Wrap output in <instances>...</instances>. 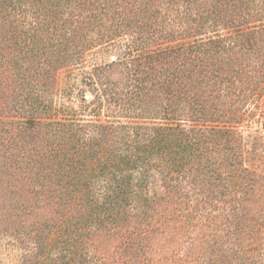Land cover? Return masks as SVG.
Returning a JSON list of instances; mask_svg holds the SVG:
<instances>
[{
	"label": "trees",
	"instance_id": "16d2710c",
	"mask_svg": "<svg viewBox=\"0 0 264 264\" xmlns=\"http://www.w3.org/2000/svg\"><path fill=\"white\" fill-rule=\"evenodd\" d=\"M231 1L0 0V229L17 240L12 245L51 225L50 243L62 245L66 264H104L93 237L110 226L121 239L120 258L133 263L143 254L134 255L136 248L167 235L189 243L182 264H264V148L245 147L237 125L176 122L177 54L231 42L200 37L234 15L212 19ZM245 16L264 31V0ZM120 44L138 67L137 80L163 95V124L116 115L90 122L77 117L87 111L72 108L50 111L62 119L46 121L37 103L17 101L23 83L58 79L62 60L78 67ZM236 46L233 40L229 48ZM35 90L44 92L33 87L28 96ZM38 243L41 254L51 249ZM51 258L45 264L58 263Z\"/></svg>",
	"mask_w": 264,
	"mask_h": 264
},
{
	"label": "rangeland",
	"instance_id": "374dc122",
	"mask_svg": "<svg viewBox=\"0 0 264 264\" xmlns=\"http://www.w3.org/2000/svg\"><path fill=\"white\" fill-rule=\"evenodd\" d=\"M259 1H231L227 11L212 19H219L227 12L235 16L226 18L227 22L215 27L216 30L207 28V33L200 35L206 38L210 35H227L231 37V42L224 41L219 45L207 42L188 51L181 50L174 66L178 73L175 105L179 115L176 116V122L186 127L204 124L225 128L237 125L242 131L241 141L245 147L261 150L264 148V120L261 118L264 114V88L259 93L257 89L264 82V31L256 32L259 20L245 16L252 4ZM185 39L188 37L185 36L181 41ZM233 40L237 46L230 49ZM131 57L129 48L120 44L90 54L88 60L79 63L78 67H73L67 58L58 64V79H50L42 86L34 82L31 85L23 83V96L18 97L17 101L37 103L39 115L46 121L62 119L61 114L53 115L50 111H67L72 108L75 111H87L77 117L90 122L97 118L106 122V119H115L113 117L116 115L122 122H136L139 116H146L148 123L163 124L168 121L163 95L161 92L153 93L147 81L137 80L140 74L136 63L131 62ZM163 61L159 62L158 67L165 68L168 65ZM33 87L44 89V92L38 93L35 90L28 96V90ZM40 102H44L47 108H42ZM85 102L90 106L83 110ZM89 111H99V116ZM87 129L91 130L90 127ZM191 165L199 167L196 159L192 160ZM15 226L23 231H35L33 227H27V224L17 222ZM48 226L41 227L39 235L29 233L28 238L16 246L11 241L17 243V240L1 228L0 264H45L54 260L51 257L58 259L57 264H66L62 245L60 247L57 242L52 247L50 243ZM40 240L51 248L48 254L38 252ZM93 242L98 246L99 254L104 257V264H182V253L189 246L188 242L179 240L178 236L172 238L158 235L143 251L136 248L134 255L143 254H139L136 259L140 262L133 263L120 258L119 248L118 251L116 249L121 239L110 226L98 230ZM130 245L123 249L127 256L132 254L130 249L136 247L135 244Z\"/></svg>",
	"mask_w": 264,
	"mask_h": 264
}]
</instances>
